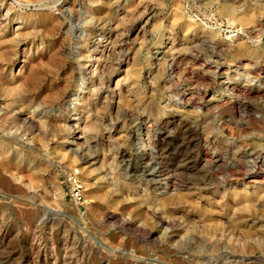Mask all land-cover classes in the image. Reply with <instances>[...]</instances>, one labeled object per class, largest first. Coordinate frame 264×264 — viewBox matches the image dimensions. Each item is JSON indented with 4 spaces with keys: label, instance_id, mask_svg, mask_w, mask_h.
<instances>
[{
    "label": "rangeland",
    "instance_id": "obj_1",
    "mask_svg": "<svg viewBox=\"0 0 264 264\" xmlns=\"http://www.w3.org/2000/svg\"><path fill=\"white\" fill-rule=\"evenodd\" d=\"M0 8L11 19L0 36V172L9 180L0 182V220L11 229L3 264H34L33 232L56 248L70 238L83 264H264V177L248 182L247 159L237 157L264 150L256 96L264 0H0ZM98 16L109 22L93 37L101 44L80 49ZM65 116L78 117L77 127L61 128ZM84 136L96 140L86 150L97 155L92 165L69 150L86 147ZM161 147L173 182L130 180L121 154ZM70 168L84 183L79 205L64 182Z\"/></svg>",
    "mask_w": 264,
    "mask_h": 264
},
{
    "label": "bare ground",
    "instance_id": "obj_2",
    "mask_svg": "<svg viewBox=\"0 0 264 264\" xmlns=\"http://www.w3.org/2000/svg\"><path fill=\"white\" fill-rule=\"evenodd\" d=\"M35 1V0H34ZM75 2V1H74ZM98 2V0H97ZM81 3V2H80ZM23 5V4H22ZM42 5V4H41ZM152 7V6H151ZM68 9V8H67ZM149 7H144L145 11H148ZM1 11L2 9L0 8V15H1ZM6 13V12H5ZM3 16V15H2ZM95 22L94 24L88 25L89 28L93 29V32H90L91 37H92V41H90V45L88 47L82 45L80 49L85 50V51H91L94 48H96L97 46H99L101 43L99 42V40H95L93 39L94 36L99 35L100 33H103V31L99 30V28L101 27H105L107 21L105 18L103 17H96L95 18ZM10 17L7 15H4L3 18H0V36L4 35L7 32L8 29V24L10 21ZM109 23V22H108ZM107 23V25H108ZM23 27V25H19L17 26L16 29V34H19L20 32H18L19 29H21ZM4 29V31H3ZM39 30V29H38ZM3 31V32H2ZM21 35V34H20ZM8 38V37H7ZM101 38V37H100ZM104 38V36L102 37ZM107 39V38H106ZM101 40V39H100ZM102 41V40H101ZM14 42V41H13ZM103 44V43H102ZM243 47V45H241ZM246 46V45H245ZM241 47V48H242ZM240 48V47H239ZM246 49V48H245ZM240 50V49H239ZM242 50V49H241ZM80 55V53H79ZM82 55V57L80 58V61H86L87 62V58ZM58 59V58H57ZM176 60L177 57L173 56L172 58ZM24 61V60H23ZM59 62V61H58ZM66 62V61H65ZM95 62L90 61L89 65H87L84 62H79L77 63V65L75 66L77 69H81V68H86L88 69L91 65L93 66ZM176 65V64H174ZM37 67V66H36ZM209 67V66H208ZM99 68V67H98ZM94 72V71H93ZM73 73V72H72ZM37 74V70H35L33 72V75ZM52 74V73H51ZM94 74V73H93ZM57 76V75H56ZM69 76V75H68ZM208 77V76H207ZM193 79V78H192ZM12 83L17 81L16 77H12L9 79ZM68 80V79H67ZM70 82V81H69ZM84 83L80 86V88H84L85 84H89L91 82H93L92 77H88L86 78V80L83 81ZM45 83V82H44ZM64 84V83H63ZM12 88V87H11ZM4 89V88H3ZM23 89V88H22ZM68 91V90H67ZM83 89H79L77 90V92H82ZM15 92V91H14ZM75 92V91H74ZM76 92V93H77ZM248 92V91H247ZM247 92H243L245 95L249 94ZM9 93V92H8ZM66 93V92H65ZM75 93V94H76ZM3 94H5L3 92ZM90 94V93H89ZM49 95V94H48ZM181 97L183 98L184 94L182 92V94H180ZM3 96V95H2ZM44 96V94H43ZM258 97L264 98V91L263 90H258L257 95ZM8 97V96H7ZM52 97V96H51ZM3 98V97H2ZM45 99V98H44ZM10 100V99H9ZM73 100V99H72ZM64 101V100H63ZM10 102V101H9ZM83 102V101H82ZM11 103V102H10ZM6 110V109H5ZM23 111V110H22ZM77 112H75V114H77ZM46 115V114H45ZM49 118V116H46V119ZM51 118V117H50ZM34 118L32 117H27L25 115V117L23 118V122L27 123V122H31ZM45 119V118H44ZM78 117L73 118L72 120H69L68 118H66V116L64 118L62 117H57L56 121L58 122V125L61 128H64V130L70 129L72 127H77V121H78ZM34 121V120H33ZM48 121V120H46ZM49 124V123H48ZM74 131V130H73ZM133 131V130H131ZM136 131V132H135ZM134 133L137 135V130H135ZM165 133L160 131L157 135V139L158 142L159 141H163V138L165 137L164 135ZM85 137V136H84ZM78 138V137H77ZM79 138H82L79 136ZM85 142L87 143V146H73L71 144H69V150L71 152L74 153V155H78L80 156V159L83 163L92 165L95 163V159L96 156L90 154L89 152H87L91 147L96 146L95 144V139H93L92 137H85ZM89 144V145H88ZM78 145V144H77ZM98 146V145H97ZM99 147V146H98ZM95 148V147H94ZM252 148V147H251ZM1 150V149H0ZM5 149H3L4 151ZM87 150V151H86ZM137 154L135 156V158L133 160L129 159L128 157H126L125 153L121 154V166L125 167L127 170V173H125L126 175H128V177L130 178V180L132 181H145L146 183L150 184V185H157V186H161V185H168L171 184L173 181L170 178V176L168 175L171 171L175 172L174 170V165L172 163H170L167 159V155L165 154L166 151L165 149H163L162 147L160 148L159 151L153 150L152 152L146 153L145 151H141V150H137ZM2 153V152H1ZM5 155V154H3ZM2 156V155H1ZM237 157H244L247 159V163L249 165H247V167L250 166L249 171L247 172L246 176L244 177L245 179H248V182H254V181H258L257 177L258 176H263L264 177V150H250V152H246L244 150H240L237 154ZM6 158V157H5ZM15 158V157H14ZM12 159V161H14L15 159ZM221 159V158H220ZM219 159V160H220ZM9 160V159H8ZM98 160V159H96ZM218 160V159H217ZM216 160V161H217ZM246 161V160H245ZM246 163V164H247ZM8 164V163H7ZM29 164V163H28ZM14 166V165H13ZM177 166V165H176ZM23 168V167H22ZM241 174V173H240ZM6 176V175H5ZM240 176V175H239ZM214 177V175H210L208 177H200V180H212V178ZM0 182H2L4 185L7 184L9 182V180L1 175L0 172ZM9 185V184H8ZM18 186V185H17ZM99 187H102L101 185H99ZM12 191V190H11ZM30 194V193H29ZM33 194V193H32ZM3 198H7L6 196H2ZM4 200V199H2ZM11 201V200H9ZM8 201V202H9ZM7 203V201H6ZM43 209L47 210V211H51L53 212V209H50L46 206H42ZM2 220V219H1ZM0 220V251L1 248H3V246L6 244V240L8 239L9 235L11 234V229L8 228V225L6 223H3ZM4 221V220H3ZM162 223H165L167 221L165 220H161ZM38 233V232H37ZM36 233V234H37ZM35 232H33L32 234V245H31V250H33V253L35 254L34 256V260L32 261L34 264H47V258L52 256L54 258V262H52V264H83L82 261L80 260V258H78V256L75 254L74 248H71V245L68 241L70 238L66 237L64 242L62 243V247L60 248H56L54 247V245L52 243H48V244H44L42 245L41 243V237L39 235H36ZM67 236V235H66ZM50 240V239H49ZM51 241V240H50ZM52 244V245H51ZM29 245V244H28ZM8 246V245H7ZM6 246V247H7ZM9 247V246H8ZM46 248H49V250H46ZM5 249V248H3ZM15 250V249H14ZM17 250V247H16ZM4 252V251H1ZM6 252V251H5ZM8 252V251H7ZM13 252V251H12ZM29 252V251H27ZM23 253V252H22ZM32 253V252H31ZM89 253V252H88ZM86 253V254H88ZM8 254V253H7ZM19 254V253H18ZM85 254V252H84ZM81 254V255H84ZM1 255V254H0ZM6 255V254H4ZM89 255V254H88ZM8 257V256H7ZM22 257V256H21ZM31 257V256H30ZM132 257V256H131ZM226 257V255H225ZM88 258V256H87ZM221 258V257H220ZM17 259V258H16ZM83 259V258H82ZM86 259V256H85ZM105 264H110V258L109 257H105ZM131 261L135 260L136 263L137 262H144L140 256H133L132 258H130ZM3 257L0 256V264H3ZM7 260V259H6ZM103 260V259H102ZM228 260V259H227ZM230 260V259H229ZM232 260V259H231ZM236 260V259H235ZM5 261V260H4ZM218 261V260H217ZM222 261V260H221ZM226 261V260H225ZM233 261V260H232ZM28 262V261H27ZM216 262V260H215ZM231 262V261H229ZM228 261L225 263H229ZM25 263V262H24ZM146 263V262H144ZM26 264V263H25ZM32 264V263H31ZM217 264V263H216ZM220 264V261H219ZM222 264V263H221ZM224 264V263H223Z\"/></svg>",
    "mask_w": 264,
    "mask_h": 264
},
{
    "label": "built area",
    "instance_id": "obj_3",
    "mask_svg": "<svg viewBox=\"0 0 264 264\" xmlns=\"http://www.w3.org/2000/svg\"><path fill=\"white\" fill-rule=\"evenodd\" d=\"M67 194L75 205L82 204L84 200V183L75 169H67L63 173Z\"/></svg>",
    "mask_w": 264,
    "mask_h": 264
}]
</instances>
